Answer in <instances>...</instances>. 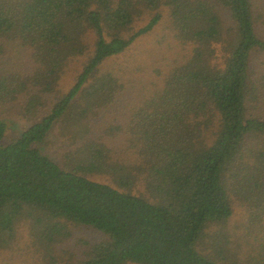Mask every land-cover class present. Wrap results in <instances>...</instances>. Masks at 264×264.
<instances>
[{
    "label": "trees",
    "instance_id": "trees-1",
    "mask_svg": "<svg viewBox=\"0 0 264 264\" xmlns=\"http://www.w3.org/2000/svg\"><path fill=\"white\" fill-rule=\"evenodd\" d=\"M162 6L178 37L195 47L125 127L140 159L114 160L94 137L62 168L37 145L57 124L71 142L85 138L89 113L111 106L122 90L105 64L153 30ZM147 12L149 22L130 33ZM223 14L232 22L226 36ZM261 24L264 0H0V42L19 40L29 59L28 68L23 62L0 76V101H27L26 112L36 117L15 138L0 120V247L23 221L49 243L68 237L75 224L102 236L86 244L77 264H227L198 246L206 230L232 217L228 187L244 183L264 203V117L257 109L264 83L252 69L253 58L264 56ZM88 31L94 48L65 92L63 68L81 54ZM212 118V133L203 137L201 126ZM251 140L260 147L243 153ZM136 166L147 172V194L132 193L141 177ZM89 175H108L113 186Z\"/></svg>",
    "mask_w": 264,
    "mask_h": 264
},
{
    "label": "rangeland",
    "instance_id": "rangeland-1",
    "mask_svg": "<svg viewBox=\"0 0 264 264\" xmlns=\"http://www.w3.org/2000/svg\"><path fill=\"white\" fill-rule=\"evenodd\" d=\"M254 3L260 6L261 0H254ZM158 12H161L160 20L150 33L137 39L125 53L105 64L104 68L119 80L117 86L121 84L122 88H119L122 90L111 106L98 113H89L85 121L89 126L85 138H78L79 141L73 143L69 134L61 133L62 125L57 124L46 140L37 145L43 154L62 168L66 167V156L72 153L74 155L77 147L80 148L87 138L94 137V146L101 144L105 148V154L114 160L140 159L135 146L127 141L125 127L130 119L143 113L139 108L144 106L145 100L152 98L165 86L168 74L186 63L195 47L178 37V30L172 27L170 9L167 6H162ZM152 16L153 13H143L129 28L130 33L146 25ZM222 20L223 35L226 36L227 28L232 26V22L228 14H223ZM259 28L264 33V25L261 24ZM95 40L94 33L90 31L81 37V54H74L62 67L60 89L66 92L73 84L81 65L93 50ZM219 44H213L215 58L220 57ZM0 45V76L14 68H23V62L28 68V53L19 40H2ZM252 69L256 79L264 83V56L253 58ZM262 87L263 106L258 105L257 109H261L258 114L264 117V85ZM26 104L27 101L24 103L20 98L10 103L0 101V120L8 126V138L18 137L36 121L35 116L26 112ZM207 118L208 116L201 121ZM214 126V118L209 124L201 126L203 137L210 136ZM259 144L258 140H251L244 145L243 153H247L252 147H260ZM139 169L138 166L134 167L135 174L141 175L140 180L133 185L132 193L135 195L148 192L146 183L142 181L147 172H138ZM87 178L113 186L108 175H89ZM240 185L243 186L241 190L228 187L233 206L232 217L225 226H213L206 230L204 241L198 249L218 262L225 260L227 264H264V203L259 202L256 195L246 192L244 183ZM67 229L68 237L50 243L41 242L37 235L39 230L32 228L28 221L21 222L16 226L15 238L0 247V264H77L86 244L102 240L100 233L86 226L68 224Z\"/></svg>",
    "mask_w": 264,
    "mask_h": 264
}]
</instances>
